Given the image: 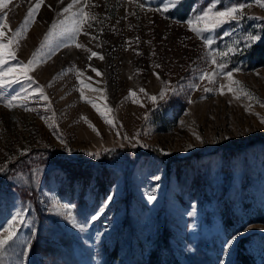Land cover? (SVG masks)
<instances>
[{
    "label": "rangeland",
    "instance_id": "374dc122",
    "mask_svg": "<svg viewBox=\"0 0 264 264\" xmlns=\"http://www.w3.org/2000/svg\"><path fill=\"white\" fill-rule=\"evenodd\" d=\"M3 3L0 43L8 48L0 70L17 71L0 87V166L14 158L0 173V238L22 208L27 223L17 225L0 264H152L156 248L180 264H234L239 243L252 264H264V64L254 55L264 7L256 0H142V7L141 0H84L65 14L73 0H43L25 24L32 0ZM233 5H245L236 21L199 37L190 30L188 20L203 27L195 21L200 10ZM81 7L74 41L57 35ZM253 34L260 39L245 47ZM204 37L213 39L210 49ZM92 51L103 59L89 60ZM209 51L228 52L218 59L231 79L198 80L214 67ZM102 151L110 158L100 159ZM32 169L38 179L24 183ZM54 200L73 206L81 228L49 210ZM97 210L100 218L85 223Z\"/></svg>",
    "mask_w": 264,
    "mask_h": 264
},
{
    "label": "snow or ice",
    "instance_id": "6c2138e0",
    "mask_svg": "<svg viewBox=\"0 0 264 264\" xmlns=\"http://www.w3.org/2000/svg\"><path fill=\"white\" fill-rule=\"evenodd\" d=\"M33 4L35 5L34 7H30L26 19H25V24H27L29 21H33L34 22V14H38V10L43 6V0H32ZM61 3L64 2V0H60ZM171 2L175 3L176 0H171ZM84 3V0H73V3L68 4L67 7H65L63 9V12L65 14L69 13L70 9H72L75 6L80 7L81 4ZM256 3L259 4L261 7H264V0H256ZM142 7V0H141V4L139 5ZM5 7V4L3 3V0H0V8ZM48 7L50 8L51 5H48ZM245 7V5H233V6H229L224 8L223 10H216V11H212L211 9L204 11V10H200L201 14H197L195 16V21L196 23H202L203 27H193V20H188V26L190 28V30L194 33H196V35L199 37L201 36L202 33H206V32H211L214 31L215 29L221 27L222 25L229 23L231 21H236L238 19V17H242L243 13H242V9ZM81 13H83V7L80 8V12L74 13L73 17H72V23H71V27H62V29L57 33V35L59 36H67L68 40H73L75 36L80 33L82 31L81 28V24L83 23L80 19ZM91 19L95 20L96 17L93 16L91 17ZM63 24V22H62ZM5 25L0 24V36L4 35L3 32V27ZM10 27V25H9ZM52 28H56L57 25L55 23H53V25L51 26ZM88 27H91V24H88ZM21 31V29H17L16 32L17 34H19ZM84 35H89L88 32H83ZM51 35V30L49 31V33H47L44 37L45 41L48 40L49 36ZM225 35H227V33H225ZM91 38H95V37H91ZM258 39H260V37L256 36V35H250L247 38V41L245 42V47H251L252 42L257 41ZM214 41L212 38L210 37H204L202 44H203V49H210L211 46L213 45ZM76 47L78 48H84V45L82 44H76ZM8 48V45L6 44H2L0 43V64H4L5 60L3 58V51L5 49ZM234 49L233 48H228V52H232ZM228 52H211L209 51L207 53V57L208 59H210L211 64L214 66L212 68L211 71L208 70H202L201 75L198 77V80L200 81H207L208 85H213L216 81V79H218V77L220 76V74L225 75L226 77H228L229 79H231L232 77V71L231 70H226L227 65L226 63L222 60V59H218V57H223L226 56L228 54ZM9 58H15L14 53L9 52L8 53ZM33 56H35V53L33 54ZM92 57H98L100 59H103L102 56H98V53L96 51H92L91 55L88 57V59H92ZM29 64L32 63V61L30 60L28 62ZM160 65H156V67H159ZM89 67H91V65H89ZM19 70L21 72H24L25 78L31 80V77H29L27 75V72L25 71V67L21 66L19 68ZM15 71H17V69L15 68H8L6 71L5 70H0V87H4L6 85H8L9 83L13 82L12 80L9 79H3L2 77L7 76L9 73H14ZM91 71L95 72L97 76H100L101 73L96 69V68H91ZM237 71H239V69H237ZM206 86L203 88V91L207 92L212 90L211 87ZM191 87H195V88H199L200 85L198 84H193ZM39 91V90H38ZM173 91H175V89H173ZM140 92H144V89H140ZM135 93L132 92L131 90L129 91V95H134ZM223 94V93H221ZM165 93L163 91L160 92V98L163 99L164 98ZM40 96L44 99H47V97H44L43 93L40 92ZM17 99V97H12L11 99H9L6 103V107L11 108L13 105V101H15ZM149 99H151L153 102H155L156 97L152 96L149 97ZM90 103V101H89ZM21 107H24V105H20ZM93 108H96V105L93 104L92 105ZM264 106V105H262ZM97 112H99V109H96ZM247 110V109H246ZM82 119H85L84 117H81ZM101 118L105 120L106 124H113V121L108 120L106 118H104L103 114L101 113ZM146 119V117H145ZM262 124H264V120L260 121ZM90 128H93L94 131H96V129L94 128L93 125L89 124ZM97 134L99 135L98 131ZM58 139L61 140V143H64V141L62 140V138L58 137ZM123 139L125 140H134L136 139L135 136L133 137H123ZM195 139L197 140H201L200 136H195ZM138 142V140H137ZM189 147H191V145H189ZM27 154V150H22L20 155H26ZM89 156H96L98 155L97 153L94 152H89L88 153ZM14 158L10 157L9 159H7L3 166H0V173H4L8 170V165L12 162ZM38 169H32L30 171V175L28 178H25L23 176H21V180L24 183H29L31 181H34L36 179H38ZM155 179H159V177H155ZM113 195L114 194H109L106 201L104 202V206H106L107 204H110L113 200ZM147 200L148 202H152L155 200V196L152 194H149L147 196ZM50 211H53L56 215L58 216H62L64 217V219L67 220L68 223L72 224L74 227L76 228H81V224H79L77 222L76 216L73 214V206L71 204H60L59 201H52L51 202V207L49 209ZM27 211V209H20L16 212L15 215H13L6 223V225L3 227V231L5 233H7V235L3 236L2 238H0V253H2L3 249L5 248V246L11 241L13 240L14 237H16L17 235V225H23L25 223H27L26 219H25V212ZM102 215V213L100 211H96L94 214H92L90 216V218L88 220H85V223L87 222H95L96 220H98L100 218V216ZM240 233H237L236 235H233L231 238L226 239L224 241V250L226 251H230V249L234 246L235 241L238 239ZM29 247H30V243H29ZM28 254V249L26 248L24 251V255L26 256ZM220 264H224V261H221Z\"/></svg>",
    "mask_w": 264,
    "mask_h": 264
},
{
    "label": "trees",
    "instance_id": "16d2710c",
    "mask_svg": "<svg viewBox=\"0 0 264 264\" xmlns=\"http://www.w3.org/2000/svg\"><path fill=\"white\" fill-rule=\"evenodd\" d=\"M188 3H186L187 5ZM183 4V12L181 13V16H184L185 13L187 12L188 6H186ZM258 58H261V62L264 64V39H262L259 44L255 45V54ZM98 157L101 159H109V152L108 151H102L99 153ZM166 231L163 230L161 235L162 237L165 235ZM166 245V243H164ZM242 243H239V248L236 250V260L234 262V264H252V258L250 255H247L245 253V249L242 246ZM164 258V259H163ZM149 259L151 261L152 264H164V261L170 262L172 264H180L173 255L171 254H167V252L165 251V249H163L161 251V253L159 254L157 248L155 250H153L150 255H149Z\"/></svg>",
    "mask_w": 264,
    "mask_h": 264
}]
</instances>
